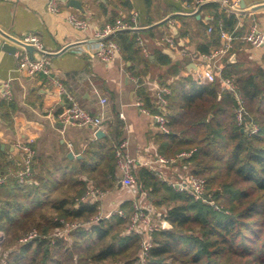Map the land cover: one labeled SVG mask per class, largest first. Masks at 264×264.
Masks as SVG:
<instances>
[{"label":"trees","instance_id":"1","mask_svg":"<svg viewBox=\"0 0 264 264\" xmlns=\"http://www.w3.org/2000/svg\"><path fill=\"white\" fill-rule=\"evenodd\" d=\"M209 5L217 8L219 3ZM216 10L212 31L232 30L237 23L235 12ZM138 34L123 29L111 36L123 57L131 61L128 68L134 75H138L134 69L139 63L149 62L138 44ZM156 60L169 63L170 57L161 52ZM222 74L234 79L248 119L257 124V130H241L235 117V96L221 89L218 97L217 81L200 82L187 75L170 85L165 106L169 130L159 132L158 150L181 159L191 172L202 176L205 197L213 203L176 188L146 165L135 167L138 186L164 207V218L170 224L152 233L145 264H264V68L243 74L236 63L227 62ZM138 83L137 94L144 104L158 111L155 97L141 79ZM183 151L188 152L184 158L179 156ZM32 167L36 182L24 183L16 177L0 182V229L6 235L0 264H96L106 260L122 264L138 255L141 235L126 229L125 218L113 213L88 222L98 213V202L79 199L88 180L77 173L87 172L90 181L102 189L115 181L104 180L107 174L114 177L116 167L114 146L108 138L86 149L81 168L74 173L64 170L55 177L48 169L42 174L35 159ZM73 220L82 224L67 235L52 234L64 221ZM31 229L37 236L20 242Z\"/></svg>","mask_w":264,"mask_h":264},{"label":"crops","instance_id":"2","mask_svg":"<svg viewBox=\"0 0 264 264\" xmlns=\"http://www.w3.org/2000/svg\"><path fill=\"white\" fill-rule=\"evenodd\" d=\"M68 1H62L61 11L54 13L47 9V0H0V29L18 39L35 34L48 52H57L65 45L73 44L62 53L50 54L53 73L85 110L104 118L100 128L104 134L97 137L95 132L98 128L94 126L61 122L58 115L63 110V95L43 74L30 75L17 71L15 53L4 47V43L16 47V51H23V46L0 31V85L8 81L12 91L10 100L0 95V175L20 166L23 152L17 146L18 141L28 142L34 148L38 171L46 174V170H53L55 177H59L64 170L76 172L81 168L86 149L97 146L105 138L113 146L126 141L125 150L138 162L135 167L145 165L144 161L154 159L158 154L163 155L158 150V134L164 131L158 127L153 116L157 111L148 108L137 94L139 79L152 96V82L171 87L180 76L191 75L197 80L196 75L202 72L204 66L202 54L215 51L222 43L219 32L208 30L210 23L213 26L216 9L233 11L237 18L235 27L230 30L234 31L236 38L220 59L222 68L227 62L236 63L243 74L264 68V45L253 46L240 38L253 19L264 31V5H261L264 0H238L237 9L244 10L241 12L224 6L222 0H202L201 3L205 4L197 14L190 11L193 0H81L84 10L68 5ZM212 2H218L219 6H210ZM258 5L261 6L252 9ZM68 12L87 17L89 27H74L67 20ZM132 14L137 16L138 26L153 24L147 29L135 31L139 32L137 37L143 40L146 48L143 50L140 46L142 53L149 58L146 65L139 63L135 67L138 75L128 68L131 61L123 57L121 49L109 62L92 53L97 28L113 23L118 17L127 20ZM166 35L172 36L175 47L164 39ZM161 52L170 57L169 63L156 60ZM174 68L176 73H173ZM215 81L219 83V97L224 87L219 79ZM103 98L106 100L104 103L101 102ZM142 106L149 111H144ZM158 109L160 111V106ZM70 151L72 157L68 156ZM179 156L184 158L186 155ZM157 167L164 174L163 180H177L188 169L186 163L175 157L170 163L158 162ZM77 174L88 180L79 199L98 202L99 217L113 214L119 206L128 209L137 197L119 182L117 166L114 177L107 174L104 178L115 181L100 193L90 192L92 178L87 176V172ZM144 202L163 212L164 208L156 205L148 194ZM0 256H5L2 255V244Z\"/></svg>","mask_w":264,"mask_h":264},{"label":"built area","instance_id":"3","mask_svg":"<svg viewBox=\"0 0 264 264\" xmlns=\"http://www.w3.org/2000/svg\"><path fill=\"white\" fill-rule=\"evenodd\" d=\"M66 0H47L46 7L51 12H60V3ZM202 0H193L192 8L190 11H195ZM222 3L226 7L238 8V0H222ZM67 20L78 29H86L89 27V19L84 16H80L74 12L67 13ZM137 16L132 14L127 20L122 17L115 19L113 23H107L102 28H97L94 31V38H96V45L93 50V54H96L102 60L109 62L120 52V46L117 41L113 38L106 37L114 31L121 28L137 27ZM213 26L209 24L208 30H212ZM114 34V33H113ZM220 38L222 40L221 45L215 51L208 53H203L202 58L204 59V66L201 73L196 75L198 81H215L219 79L223 84L224 89H228L233 92L236 100L235 105V117L238 125L241 128L248 129L250 132L257 130V124L250 121L247 115V109L245 106L244 98L242 93L238 90V86L234 79L230 76H224L222 74V65L220 64V59L223 55L228 52L232 46L233 40L236 38L234 31L226 30L224 28L219 29ZM240 38L253 45L262 46L264 45V31L259 27L257 20L253 19L249 29ZM164 39L172 46L175 47L174 40L171 35L164 36ZM20 40L31 43L37 48L44 50L39 38L35 34H27ZM137 41L143 50H146L143 40L137 37ZM23 51H15L16 56V69L18 72L23 74H43L47 80L52 83L58 89V93L64 97L63 110L59 113L58 118L61 122H73L79 125L94 126L98 129L102 127L104 118L98 114H93L85 110L75 99L72 92L66 88L62 81L53 73L51 65V57L47 53H34L31 57L30 54L23 47ZM152 92L156 99L158 106H160V111L154 112L153 116L158 127L167 132L169 127L167 125L168 118L165 114V106L167 104V94L170 93V87L167 84L152 82ZM0 95L6 99L10 100L12 98V91L8 81H4L0 85ZM106 100L103 98L101 102L104 103ZM141 105L140 101H137ZM144 111H149L144 106L141 107ZM123 116V114H120ZM17 146L23 152V158L19 167L14 169H9L0 175V182H3L8 177H16L21 182H29L33 180L34 170L32 167L35 150L28 143L24 141H18ZM126 141L122 140L114 145V157L116 161V166L120 171L119 182L130 189L137 196L131 202L128 209L123 207H117L114 213H117L120 217L125 218L127 224V230L134 231L141 235L140 249L138 255L128 263L122 264H145L146 258L149 252V248L152 245V233L156 230H160L166 227V222L164 218V211L161 212L157 210L153 205L145 204L147 191L140 189L137 183V177L135 174V164L138 163L132 156H130L125 150ZM179 155H188L187 152H181ZM173 158H167L163 155L158 154L154 159H149L143 163L149 168L154 170L160 178H164L157 167V163H170ZM169 182V180H167ZM176 188L180 190H187L196 197H200L205 201L213 203V200L205 197V180L202 176L194 174L193 172H185L183 175L179 176L174 182H169ZM91 193H97L98 190L92 188ZM84 199V197L82 198ZM76 224H69L64 221L63 226L56 227L55 231L52 233L54 236L67 235ZM37 236V231L31 229L19 238L20 242H24L33 237ZM5 238V234L0 231V250L1 244Z\"/></svg>","mask_w":264,"mask_h":264},{"label":"water","instance_id":"4","mask_svg":"<svg viewBox=\"0 0 264 264\" xmlns=\"http://www.w3.org/2000/svg\"><path fill=\"white\" fill-rule=\"evenodd\" d=\"M203 4H205V3H201V4L198 6V8L193 12V14H197V13H199V10H200L201 7L203 6ZM68 5H71V6L77 7V8H79V9H81V10H84V8H83V4H82V1H81V0H69V1H68ZM261 5H264V4H261ZM261 5L254 6L252 9H255V8L261 6ZM229 8L232 9V10H234V11H238V12L244 11V10H242V9H237V8H232V7H229ZM166 19H167V18H164V20H166ZM152 25H153V24L148 25V26H138V27L121 28V29H118V30L126 29V30H131V31H141V30H144V29H147V28L151 27ZM118 30H116V31H118ZM0 31H1L2 34H3L4 36H6L8 39L14 41L15 43H17V44H19V45H21V46H23V47L26 49V51L30 54L31 57L34 56V53H35V52H38V53H47V54H49V55H50V54H53V55H55V54H59V53H62L63 51H65L66 49H68L70 46L73 45V44L65 45L63 48H61V49L58 50L57 52H48V51H46V50H42V49L37 48V46H35V45L31 44V43H27V42H24V41H22V40H20V39H18V38H15V37L11 36L10 34L4 32V31L1 30V29H0ZM116 31H114L113 33H115ZM113 33L109 34V35L106 36V37H110V36H112ZM4 47L8 48V50H11V51H13V52L16 51V47H14V46H10L9 44L4 43ZM241 130H244V128H241ZM95 134H96L97 137H101V136H103L104 131H103L102 129H97L96 132H95ZM68 156L72 157V156H73V153L70 151V152L68 153ZM166 225L169 226V225H170L169 222H166Z\"/></svg>","mask_w":264,"mask_h":264},{"label":"rangeland","instance_id":"5","mask_svg":"<svg viewBox=\"0 0 264 264\" xmlns=\"http://www.w3.org/2000/svg\"><path fill=\"white\" fill-rule=\"evenodd\" d=\"M185 152H186V151H185ZM187 153H188V152H187ZM169 158H171V157H169ZM172 158H173V157H172ZM185 172H190V168H188L187 171H185ZM171 181L174 182L175 180H169V182H171ZM92 186H93L94 189H97L99 193H100L101 191H104L101 187L96 186L95 183H92ZM100 190H101V191H100ZM163 208H164V207H163ZM163 211H165V209H163ZM91 218H92L91 221H88V222H93V220H97V219L99 218V213L93 215ZM66 222H68L70 225H71V224H76V226L79 225V224H82L81 222L79 223L77 220L66 221ZM76 226H75V227H76ZM125 226H126V229H127V224H126V222H125ZM75 227H74V228H75ZM69 232H70V231H69ZM69 232H68V234H69ZM96 264H118V263H116V262H112V261H109V260H106V261L98 262V263H96Z\"/></svg>","mask_w":264,"mask_h":264}]
</instances>
